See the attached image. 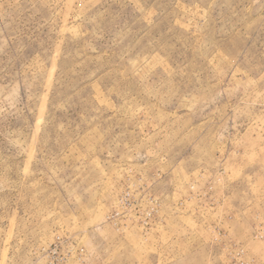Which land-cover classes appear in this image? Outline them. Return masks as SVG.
<instances>
[{"label": "rangeland", "instance_id": "obj_1", "mask_svg": "<svg viewBox=\"0 0 264 264\" xmlns=\"http://www.w3.org/2000/svg\"><path fill=\"white\" fill-rule=\"evenodd\" d=\"M0 264H264V0H0Z\"/></svg>", "mask_w": 264, "mask_h": 264}]
</instances>
